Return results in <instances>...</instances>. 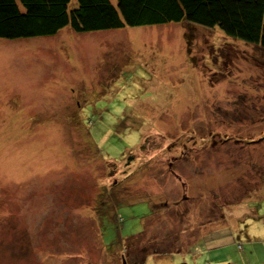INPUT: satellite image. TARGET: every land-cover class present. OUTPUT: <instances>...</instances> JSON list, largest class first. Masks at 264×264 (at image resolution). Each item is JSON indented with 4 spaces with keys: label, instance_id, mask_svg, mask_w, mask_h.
I'll list each match as a JSON object with an SVG mask.
<instances>
[{
    "label": "rangeland",
    "instance_id": "374dc122",
    "mask_svg": "<svg viewBox=\"0 0 264 264\" xmlns=\"http://www.w3.org/2000/svg\"><path fill=\"white\" fill-rule=\"evenodd\" d=\"M123 262L264 264V49L185 21L0 38V264Z\"/></svg>",
    "mask_w": 264,
    "mask_h": 264
},
{
    "label": "trees",
    "instance_id": "16d2710c",
    "mask_svg": "<svg viewBox=\"0 0 264 264\" xmlns=\"http://www.w3.org/2000/svg\"><path fill=\"white\" fill-rule=\"evenodd\" d=\"M185 21L264 49V0H0V38ZM190 41H187L191 56Z\"/></svg>",
    "mask_w": 264,
    "mask_h": 264
},
{
    "label": "water",
    "instance_id": "95a60500",
    "mask_svg": "<svg viewBox=\"0 0 264 264\" xmlns=\"http://www.w3.org/2000/svg\"><path fill=\"white\" fill-rule=\"evenodd\" d=\"M123 264H125V262H123ZM178 264H187L186 262H181V263H178ZM227 264H230V263H227Z\"/></svg>",
    "mask_w": 264,
    "mask_h": 264
}]
</instances>
